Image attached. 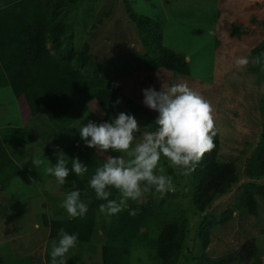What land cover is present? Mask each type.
I'll use <instances>...</instances> for the list:
<instances>
[{
	"label": "rangeland",
	"instance_id": "374dc122",
	"mask_svg": "<svg viewBox=\"0 0 264 264\" xmlns=\"http://www.w3.org/2000/svg\"><path fill=\"white\" fill-rule=\"evenodd\" d=\"M76 1L60 16L70 27L68 59L88 41L94 57L101 63L118 56L130 59L142 50L133 15L158 21L164 46L186 57L191 74L185 76L133 63L129 74L113 84L124 97L156 118L157 113L143 104L142 90L151 86L159 91L162 86L186 83L211 105L214 126L220 137L218 160L237 166V182L225 194L218 195L204 212L194 205L193 172L184 174L170 167L166 158L160 163L173 177L175 191L160 194L150 189L136 200L142 205L162 204L166 220L188 222L178 264H198L203 255L206 260L200 264H221L251 239L256 241L260 260L249 264H264V194H256V216L239 205L247 188L264 191V176L257 177L253 173L256 155L264 146V72L255 62L253 53L264 42V0ZM106 13L112 16L93 31L96 20ZM236 29L238 33L234 35ZM241 56L248 57L246 66L235 64V59ZM23 105L11 87H0V132L7 127H25L36 137L35 142L10 152L22 171L7 190L0 189V250L7 259L32 257V264H44V256L56 239L49 237L44 216L49 220L70 218L59 207L66 194L63 186L42 168L35 169L30 159L46 156L55 164V153L60 150L65 153L77 134L76 128L88 120L102 121L104 112L97 103H92L74 125L59 133L46 116H27ZM142 129L136 133L138 139L150 131ZM223 218V222L215 225L206 224ZM109 222L110 217L103 214L90 242L78 243L69 256L81 255L84 264H103L102 247L106 243ZM151 224L157 225L155 220ZM205 227H210V240L204 248L202 230ZM150 251L148 246H136L130 264H158Z\"/></svg>",
	"mask_w": 264,
	"mask_h": 264
},
{
	"label": "trees",
	"instance_id": "16d2710c",
	"mask_svg": "<svg viewBox=\"0 0 264 264\" xmlns=\"http://www.w3.org/2000/svg\"><path fill=\"white\" fill-rule=\"evenodd\" d=\"M76 2L0 0V87H11L15 96L24 103L27 116H46L59 133L74 125L92 103H97L103 110L102 121L115 117L118 112L131 113L142 130L153 131L155 118L152 114L124 97L113 82L128 75L133 63L146 65L151 69L163 68L185 76L191 74L190 63L184 55L164 46L163 31L158 21L133 14L132 22L137 25L142 50L135 52L132 58L118 56L101 63L94 57L92 44L88 41L72 59H68L71 51L68 46L71 42L68 35L70 27L60 16L65 8ZM111 16V13L100 16L93 31H97ZM237 33V29L234 30L233 34ZM263 50L264 42L253 53L258 56ZM116 101L120 103L117 104ZM214 131V147L203 154L193 171V200L200 212L207 210L218 195L225 194L238 180L237 166L218 160L220 137L215 126ZM35 140V135L25 127H7L3 133L0 132L1 190H7L11 181L22 171V167L11 156V150L23 148ZM78 141L79 147L76 146ZM65 154L69 157V168L72 157H79L80 161L89 166V172L83 176L70 172L66 183L62 185L66 193L75 188L80 189L81 199L89 206L88 211L82 219L49 220L44 216L43 223L48 227L51 239L57 238L58 231L63 228L68 233H78L79 243H88L103 215L98 206L104 201L97 200L87 181L99 164L109 156H119L122 153L90 149L76 134L66 147ZM254 162V175L264 176V146L257 153ZM258 193L263 195L264 191L247 188L239 201V205L252 216L258 214ZM118 194L112 189L110 199L118 198ZM161 205H142L136 200H130L121 212L110 217L106 243L102 247L103 264H130L132 251L138 245L148 246L152 258L158 264L180 262L188 222L166 220ZM130 210H134L135 215H130ZM152 220L157 223L156 227L152 226ZM223 221L224 218L220 221L215 219L206 224L212 226ZM209 228L202 230L204 248L210 240ZM262 234L264 235V229ZM49 260L47 253L44 264H49ZM204 260L205 255L198 259V264ZM259 260L256 241L251 239L221 264H249ZM32 261V257L7 259L0 250V264H32ZM68 264L84 263L81 255H73L69 256Z\"/></svg>",
	"mask_w": 264,
	"mask_h": 264
},
{
	"label": "clouds",
	"instance_id": "9594fccd",
	"mask_svg": "<svg viewBox=\"0 0 264 264\" xmlns=\"http://www.w3.org/2000/svg\"><path fill=\"white\" fill-rule=\"evenodd\" d=\"M254 60L264 72V52ZM248 63L247 56L235 59V64L240 67ZM142 95L143 104L157 113L153 123L155 129L144 132L142 138L136 136L142 127L133 114L125 112L99 122L88 120L76 128L79 140L86 147L100 152L122 153L109 156L95 168L87 181L97 200L104 201L98 206L99 212L109 217L121 212L128 200H137L150 189L160 194L175 191L173 177L160 163L162 158H166L170 167L189 174L195 170L203 154L214 147L212 108L200 93L186 83L178 82L167 88L162 86L159 91L150 86L142 90ZM76 146H80L79 141ZM55 156V164L46 156L30 160L35 169L42 168L59 185L66 183L70 172L77 176L89 172V166L79 157L70 158L69 168L67 154L60 150ZM112 189L119 193L118 198L110 199ZM59 207L69 218L82 219L89 206L81 199V190L75 188L65 194ZM129 214L135 215V211L130 210ZM78 243V233H68L61 228L51 242L49 264H68L69 253Z\"/></svg>",
	"mask_w": 264,
	"mask_h": 264
}]
</instances>
